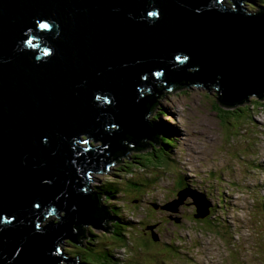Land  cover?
I'll list each match as a JSON object with an SVG mask.
<instances>
[{"label": "water", "instance_id": "95a60500", "mask_svg": "<svg viewBox=\"0 0 264 264\" xmlns=\"http://www.w3.org/2000/svg\"><path fill=\"white\" fill-rule=\"evenodd\" d=\"M178 87L257 99L264 5L0 0V264H67L61 242H77L99 204L92 173L155 142L156 111L146 115ZM186 197L207 213L187 189L162 208Z\"/></svg>", "mask_w": 264, "mask_h": 264}, {"label": "rangeland", "instance_id": "374dc122", "mask_svg": "<svg viewBox=\"0 0 264 264\" xmlns=\"http://www.w3.org/2000/svg\"><path fill=\"white\" fill-rule=\"evenodd\" d=\"M214 91L176 88L158 103L168 113L157 116L158 124L170 128L177 141L169 154L159 150L149 158L142 152L139 164L134 152L106 173H92L94 190L116 185L112 203L128 221L127 246L123 240L104 245L114 247L113 264H264V219L257 214L264 209V92L226 117L217 114L222 103ZM185 182L204 194L214 217L196 213L189 197L176 211L161 209ZM105 233L94 232L95 241L104 242ZM70 243L61 242L63 255L74 251Z\"/></svg>", "mask_w": 264, "mask_h": 264}, {"label": "trees", "instance_id": "16d2710c", "mask_svg": "<svg viewBox=\"0 0 264 264\" xmlns=\"http://www.w3.org/2000/svg\"><path fill=\"white\" fill-rule=\"evenodd\" d=\"M244 101H242L243 103ZM256 102V101H254ZM242 103L240 102L237 108H235L234 105H236L235 102L228 101L226 103L222 102V109L217 114L220 116V112H223V114L226 117H229L231 115L230 111H239V109L246 108L245 106H242ZM158 105L155 104L148 115L152 114L155 111V108ZM235 111H234V110ZM230 110V111H229ZM161 111V110H159ZM165 114H167L166 111H163ZM240 112V111H239ZM160 112H158V115ZM163 113L161 114V116ZM233 115V114H232ZM148 117V116H147ZM158 136L155 138V142L152 144H149L148 142H138L136 146H133V149L135 150V153L133 155V158L136 160H139L137 163L141 164V159L143 157L142 152L147 153V157L152 158L154 155L156 156V153L159 150H162L169 154V150L172 151L173 147L175 146V138L172 134L169 133V130L163 129L160 133H158ZM150 147V148H149ZM154 148L153 150L156 152L148 153L147 150ZM155 148H157L155 150ZM127 150H129L127 148ZM125 153V152H124ZM124 153H121L119 155H123ZM171 154V153H170ZM180 178H183L181 176ZM193 181H190V183ZM109 183V184H108ZM105 183L101 188H98V195L99 199L104 197V202H100L96 205L95 212L92 213L91 218L93 223L90 226L87 225H78L74 227V231L77 234L76 237V243L71 242L70 245H74L73 248H71L74 251H66L65 256L67 259H70L71 264H113L114 261L111 250L114 247L108 246V248H105V244L110 242V245L114 244V240L126 242V236H125V226H128L126 222L124 221L123 217L120 215L119 208L117 205H114L115 203H112L114 199H112L113 196H115L116 193L119 191L117 190V187L114 183L108 182ZM195 183V182H194ZM182 184V183H181ZM183 185V184H182ZM191 186L193 187L194 184L191 183ZM211 194V193H210ZM111 200V201H110ZM114 202V201H113ZM214 209L211 208L209 210V216H213ZM260 218L264 219V213L258 212L257 213ZM124 221L125 223H122ZM106 225V227L104 226ZM100 231H106V239L103 241H95L94 238H97V235L94 234V232H100ZM107 242V243H106ZM94 243V244H93ZM76 246V247H75ZM90 246V247H89ZM127 246V242L125 244ZM118 248L124 247L123 245L117 246ZM149 253V252H148Z\"/></svg>", "mask_w": 264, "mask_h": 264}, {"label": "clouds", "instance_id": "9594fccd", "mask_svg": "<svg viewBox=\"0 0 264 264\" xmlns=\"http://www.w3.org/2000/svg\"><path fill=\"white\" fill-rule=\"evenodd\" d=\"M223 3H224V1H223ZM226 3V2H225ZM260 6H262V5H260ZM225 8H227V5H225ZM178 88H180V87H178ZM258 95H261V93H258ZM222 103V102H221ZM224 103V102H223ZM157 105L159 106V104L157 103ZM158 106L155 108V111H156V109H158ZM159 110H161V111H166L165 109H163V108H161V109H158V112H160V114L158 115V113H156V115L158 116V117H161V111H159ZM167 112V111H166ZM168 115V113L167 114H165L164 112H163V116H167ZM146 116H148V113H147V115ZM168 117V116H167ZM159 125V130H160V132H161V130H163V129H166V130H169V133L170 134H172L173 135V137L175 138V145L177 144V141H176V137H175V135H174V133H173V131L170 129V128H166V127H164L163 126V124H158ZM149 151V150H148ZM145 153V152H144ZM106 170H107V168H106ZM90 176H86V178H87V180H88V178H89ZM185 178V177H184ZM185 181H186V178H185ZM109 184V183H108ZM187 183L185 182L183 185L181 184V183H179L178 185L180 186L179 188H176V190H175V192H174V195H173V197H172V200H170V201H168L169 203H171L174 199H176L177 198V192L178 191H180V190H183V189H187L189 192H193V193H197V194H199V195H201L204 199H205V201L207 202V204H208V207H207V216L208 217H211V216H209V210L212 208L211 207V204L209 203V201L204 197V194H202L201 192H198V191H194V190H191V189H189V187L186 185ZM189 185V184H188ZM190 186V185H189ZM176 187V186H175ZM94 190V189H93ZM98 188L96 189V190H94V194L96 195V198H97V201L99 202V200H100V202L102 203V202H104V197L101 199H99L98 197H99V195H98ZM122 191V190H121ZM118 193H116L115 195H117ZM127 195V194H126ZM187 198V197H186ZM190 198V197H189ZM99 199V200H98ZM190 200H191V205H193L194 207H195V211H196V206L193 204V200L190 198ZM168 202H166L165 204H163V205H161L160 207H161V209H163L162 207L163 206H165L166 204H168ZM183 204V203H182ZM163 210H166V209H163ZM169 211V210H168ZM264 211V209H261V212L262 213H264L263 212ZM258 212H260V211H258ZM196 213H197V211H196ZM195 218V217H194ZM212 218V217H211ZM153 241H154V239H152ZM74 243H76V242H74ZM62 251V250H61ZM65 255V254H64ZM68 260H70V259H68Z\"/></svg>", "mask_w": 264, "mask_h": 264}, {"label": "bare ground", "instance_id": "6f19581e", "mask_svg": "<svg viewBox=\"0 0 264 264\" xmlns=\"http://www.w3.org/2000/svg\"><path fill=\"white\" fill-rule=\"evenodd\" d=\"M224 2H226L227 3V1L226 0H223ZM180 88H182V87H180ZM214 89V88H213ZM209 90V89H208ZM163 113V111H161V114ZM90 178V177H89ZM88 178V179H89ZM90 180V179H89ZM195 189V188H194ZM196 190V189H195Z\"/></svg>", "mask_w": 264, "mask_h": 264}, {"label": "snow or ice", "instance_id": "6c2138e0", "mask_svg": "<svg viewBox=\"0 0 264 264\" xmlns=\"http://www.w3.org/2000/svg\"><path fill=\"white\" fill-rule=\"evenodd\" d=\"M41 27H47L46 25H41Z\"/></svg>", "mask_w": 264, "mask_h": 264}]
</instances>
